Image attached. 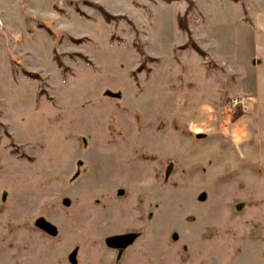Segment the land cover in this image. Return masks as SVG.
<instances>
[{
  "label": "rangeland",
  "instance_id": "1",
  "mask_svg": "<svg viewBox=\"0 0 264 264\" xmlns=\"http://www.w3.org/2000/svg\"><path fill=\"white\" fill-rule=\"evenodd\" d=\"M192 1L0 0V264H264V0Z\"/></svg>",
  "mask_w": 264,
  "mask_h": 264
},
{
  "label": "crops",
  "instance_id": "2",
  "mask_svg": "<svg viewBox=\"0 0 264 264\" xmlns=\"http://www.w3.org/2000/svg\"><path fill=\"white\" fill-rule=\"evenodd\" d=\"M263 1V0H262ZM256 26V33L254 38L255 50L253 60V90L249 94V105L252 106L255 112V122L257 125L258 136L262 140V159L261 164L264 169V11H258L252 18Z\"/></svg>",
  "mask_w": 264,
  "mask_h": 264
},
{
  "label": "trees",
  "instance_id": "3",
  "mask_svg": "<svg viewBox=\"0 0 264 264\" xmlns=\"http://www.w3.org/2000/svg\"><path fill=\"white\" fill-rule=\"evenodd\" d=\"M162 2L164 3H173V2H180V1H186L188 4H189V8H188V11L186 13V15L182 18H179L180 19V28L186 32L187 34H191L190 31H189V28H188V22H187V17L189 15V13L192 11V9L194 8V2L192 0H161ZM87 5H90L92 8H94L95 10H97L101 15L102 17L104 18L105 22H107L108 24H111V23H118L120 21L123 20L122 17H119V16H113L111 15L110 13H108L104 8L96 5V4H92L90 2H87ZM54 35V34H53ZM192 47L200 54H204L202 52V50L195 44V43H192ZM138 51L143 55L145 56V52L143 51L142 48L138 49ZM59 63V66H62L63 67V64L60 60L56 59ZM26 76L29 77V78H32V79H41L39 75H36V74H31V73H27L25 72ZM241 111V110H239ZM243 113L242 111L240 112L239 115H243L241 114ZM237 115L236 118L239 116Z\"/></svg>",
  "mask_w": 264,
  "mask_h": 264
}]
</instances>
